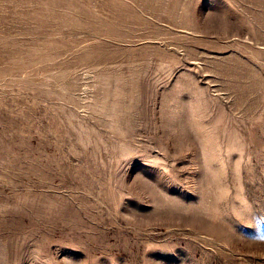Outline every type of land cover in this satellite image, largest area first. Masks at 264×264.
<instances>
[{
	"label": "rangeland",
	"instance_id": "1",
	"mask_svg": "<svg viewBox=\"0 0 264 264\" xmlns=\"http://www.w3.org/2000/svg\"><path fill=\"white\" fill-rule=\"evenodd\" d=\"M0 264H264V0H0Z\"/></svg>",
	"mask_w": 264,
	"mask_h": 264
}]
</instances>
